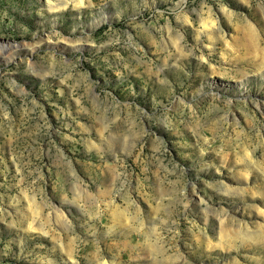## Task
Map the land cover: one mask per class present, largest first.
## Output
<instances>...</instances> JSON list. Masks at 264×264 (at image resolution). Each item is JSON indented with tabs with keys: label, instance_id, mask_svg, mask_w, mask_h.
Wrapping results in <instances>:
<instances>
[{
	"label": "rangeland",
	"instance_id": "rangeland-1",
	"mask_svg": "<svg viewBox=\"0 0 264 264\" xmlns=\"http://www.w3.org/2000/svg\"><path fill=\"white\" fill-rule=\"evenodd\" d=\"M73 1L0 0V264H264V0Z\"/></svg>",
	"mask_w": 264,
	"mask_h": 264
},
{
	"label": "bare ground",
	"instance_id": "bare-ground-1",
	"mask_svg": "<svg viewBox=\"0 0 264 264\" xmlns=\"http://www.w3.org/2000/svg\"><path fill=\"white\" fill-rule=\"evenodd\" d=\"M56 3L55 2H53V3L49 2L48 5L52 6V7H59V5H57ZM64 4H67V1H65ZM73 5H74V7H78V6L82 5V0H74Z\"/></svg>",
	"mask_w": 264,
	"mask_h": 264
}]
</instances>
